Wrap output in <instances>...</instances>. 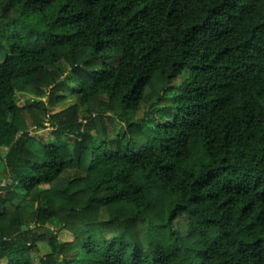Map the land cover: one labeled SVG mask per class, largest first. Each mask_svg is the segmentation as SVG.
<instances>
[{"label": "trees", "instance_id": "1", "mask_svg": "<svg viewBox=\"0 0 264 264\" xmlns=\"http://www.w3.org/2000/svg\"><path fill=\"white\" fill-rule=\"evenodd\" d=\"M1 148L0 264H264V0H0Z\"/></svg>", "mask_w": 264, "mask_h": 264}, {"label": "rangeland", "instance_id": "2", "mask_svg": "<svg viewBox=\"0 0 264 264\" xmlns=\"http://www.w3.org/2000/svg\"><path fill=\"white\" fill-rule=\"evenodd\" d=\"M94 67H99L98 64H95ZM187 78V74L177 78L176 80L173 81V85H180L183 83V81ZM67 78H64V80H66ZM72 85H74V83L72 82L71 83ZM67 93V92H66ZM73 97L71 96V94H69L67 97H66V100L59 103L56 107H55V111H58L60 109H62L63 107H66L68 106L70 103H71V99ZM36 99H38L37 97H34V96H31V95H28V94H25V93H20L18 92L16 97H15V100L16 102L20 105V106H25V105H28L30 103H32L33 101H36ZM42 101L46 102V103H49V99L48 97H45V98H42L41 99ZM166 103H169L168 101H166ZM146 111V108H143L141 109L135 116V119L136 120H140L143 116H144V113ZM42 115V114H41ZM81 115H86V112L84 109L81 110ZM24 116H25V119L28 123V125L30 126V129L34 131V134L40 136V135H44V134H47L48 131L50 129H48L47 131L45 132H39L37 133L35 131V126H34V123H33V120L32 118L30 117V115L25 112L24 113ZM110 127V133L112 135H116V134H119V133H122L124 131V126L123 124L121 123V121L119 120H115L114 122L110 123L109 125ZM1 153L4 155L6 154L7 152V149L6 148H1L0 149ZM65 177L69 178V177H74L76 175V171L75 170H67L64 174H63ZM7 172L6 170H4L3 168H0V183H2V185H5L6 184V181H7ZM16 204L18 205H23L25 208H26V211L28 212L29 216H28V220H29V224H33V219L31 217V213H32V210H33V206L27 204L24 200L22 199H18L16 200L15 202ZM55 225V224H53ZM48 228L51 229V231H56V230H59L60 227L58 226H51V225H47ZM54 227V228H53ZM59 240L61 241H68V240H71L72 239V235L68 232V231H61L60 234H59ZM51 251V246L49 244H46V243H41L39 245V251L36 252L34 254V259H35V263L38 262V259H39V256L42 255V254H47Z\"/></svg>", "mask_w": 264, "mask_h": 264}]
</instances>
